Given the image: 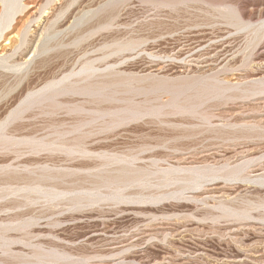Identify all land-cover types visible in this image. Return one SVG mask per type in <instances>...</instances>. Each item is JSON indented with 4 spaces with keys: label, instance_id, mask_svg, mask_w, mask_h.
Returning a JSON list of instances; mask_svg holds the SVG:
<instances>
[{
    "label": "rangeland",
    "instance_id": "obj_1",
    "mask_svg": "<svg viewBox=\"0 0 264 264\" xmlns=\"http://www.w3.org/2000/svg\"><path fill=\"white\" fill-rule=\"evenodd\" d=\"M34 1L0 36V264H264V82H234L264 0Z\"/></svg>",
    "mask_w": 264,
    "mask_h": 264
},
{
    "label": "bare ground",
    "instance_id": "obj_2",
    "mask_svg": "<svg viewBox=\"0 0 264 264\" xmlns=\"http://www.w3.org/2000/svg\"><path fill=\"white\" fill-rule=\"evenodd\" d=\"M1 1V0H0ZM21 0H2L1 1V3H2V5H3V9L1 10V12H0V36L1 35H3L2 34V32H3V29L4 28H8L9 26H11V22L14 20L15 21V14L16 13H18V12H22L23 10H25L24 8H28V3H22V5L20 4L21 2H20ZM36 2V1H34V0H31V2ZM40 1V0H39ZM52 0H44V1H41V2H39V3H37L36 4V9L35 10H37L39 13H41V11H42V13H43V11H44V8H45V6H48L47 4L48 3H50ZM55 1V0H54ZM64 1H66V0H64ZM69 1V0H68ZM131 1V0H130ZM23 2V1H22ZM26 2V1H25ZM27 2H29V1H27ZM31 2H30V4H31ZM67 2V1H66ZM73 1H71V3H72ZM17 3L19 4V6H16L17 5ZM52 3V2H51ZM29 4V5H30ZM32 4H34V3H32ZM68 4H69V2H68ZM1 5V6H2ZM50 5V4H49ZM62 5V4H61ZM35 6V5H34ZM119 6V5H118ZM120 6H122V5H120ZM33 7V6H32ZM31 8V7H30ZM100 8V7H99ZM116 8H118L117 6H116ZM120 9V8H119ZM27 10V9H26ZM25 10V11H26ZM115 11V10H114ZM119 11V10H118ZM116 12V11H115ZM24 13V12H23ZM35 13V12H34ZM111 13V12H110ZM59 14V13H58ZM18 15H19V13H18ZM17 15V16H18ZM34 15V14H33ZM32 14H31V17L33 16ZM37 15V14H36ZM35 15V17H33V18H31L30 16V18H28L29 20H26L23 24V27H22V30L20 29V31H21V35H20V37H21V42L18 40V42L15 44L14 42H12V41H10L9 40V38H4V39H7V40H9L8 42H9V44H14V45H17V46H15V47H18V48H16V49H18L19 50V46H24L23 48H22V50H21V48H20V50H21V52L23 53V52H25L27 49H29L31 46H33L34 45V48H33V50H32V54H34V53H37L38 51H40V50H44V46L47 44V42H46V44H45V41L44 40H49V38L48 37H46L47 35H45V33L47 32V31H45V27H43L42 28V30L39 32V33H37V30L39 29V27H40V25H41V21L40 22H37L38 20H39V17H40V15L39 16H36ZM113 15H115V14H113ZM47 16V15H46ZM53 16V15H52ZM84 16V15H83ZM113 18V17H112ZM19 19H21V18H19ZM40 20H42V18L40 17ZM78 20V19H77ZM57 21V20H56ZM79 21V20H78ZM19 22V21H18ZM33 22H35L34 24H33ZM49 22V21H48ZM54 22V21H53ZM80 22V21H79ZM37 23V24H36ZM19 24V23H18ZM49 24H51V23H49ZM58 24V23H57ZM56 24V25H57ZM94 24V23H93ZM33 25H35L36 27L34 28V30L32 29V31H31V26H33ZM55 24H52V26H56ZM95 25V24H94ZM99 25V24H98ZM101 25V24H100ZM47 26V25H46ZM15 27V26H14ZM21 27V26H20ZM51 27V26H50ZM96 27V26H95ZM38 28V29H37ZM11 29V28H10ZM37 29V30H36ZM51 29V28H50ZM53 30H54V28H52ZM18 30H19V28H18ZM48 31H49V28L47 29ZM64 31V30H63ZM5 32V31H4ZM16 32V31H15ZM45 32V33H44ZM54 32H56V31H54ZM60 32V31H59ZM57 33V32H56ZM85 33V32H84ZM89 33V32H88ZM86 34V33H85ZM16 36H17V34H15ZM19 35V34H18ZM50 35V34H49ZM56 35V34H55ZM44 36H45V38H44ZM52 36H53V34H52ZM77 36V35H76ZM87 36V35H86ZM44 39H43V38ZM52 38H54V37H52ZM51 38V39H52ZM76 38V37H75ZM60 39V38H59ZM36 42V43H35ZM50 42V41H49ZM6 45V44H5ZM14 45H13V47L12 48H14ZM47 46V45H46ZM9 47V46H8ZM4 48V47H3ZM4 50H6V48L4 49ZM15 50V49H14ZM8 51V50H7ZM2 52V51H1ZM13 52H15V51H13ZM6 53V52H5ZM40 53H41V51H40ZM43 53V52H42ZM1 54V53H0ZM7 54V53H6ZM21 54V53H20ZM2 55V54H1ZM4 55V54H3ZM206 55H208V54H206ZM21 56V55H20ZM200 56H201V54H200ZM9 58V57H8ZM13 58V57H12ZM28 58V57H27ZM33 58V57H32ZM1 60V59H0ZM3 60V59H2ZM27 60V59H26ZM31 60V59H30ZM7 61H9V60H7ZM33 61V60H32ZM15 62V61H14ZM19 62V61H18ZM25 63V62H24ZM21 64H23L22 62H21ZM4 65H6V64H4ZM43 66V65H42ZM16 68H17V66H16ZM94 68V67H93ZM93 68H90V69H92V72L94 71L93 70ZM19 69H21V68H19ZM95 69V68H94ZM259 70H260V68H259ZM255 70H253V73L252 74H250V75H247V76H244L243 78H241V79H239V78H236V81L234 80V82L236 83V84H240V83H245V84H253L256 80H261V81H263L264 82V69H262L261 70V73H260V71H259V73H257L256 71L254 72ZM201 73V72H200ZM233 78V77H232ZM231 78V80H233ZM229 81H230V79H228ZM234 82H233V84H234ZM228 83V82H227ZM230 83V82H229ZM28 96H30V95H32L33 94V92H28ZM184 159V158H183ZM204 167V166H203ZM188 169V168H187ZM186 169V170H187ZM203 169V168H202ZM201 169V170H202ZM192 170V169H191ZM200 169H198V168H193V170L192 171H199ZM199 173H201V172H199ZM234 261H236V260H234ZM238 261V260H237Z\"/></svg>",
    "mask_w": 264,
    "mask_h": 264
}]
</instances>
